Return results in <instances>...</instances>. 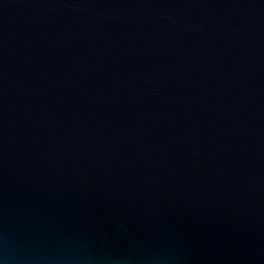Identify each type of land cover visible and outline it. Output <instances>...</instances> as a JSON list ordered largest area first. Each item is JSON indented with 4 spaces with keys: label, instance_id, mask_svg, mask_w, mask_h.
<instances>
[{
    "label": "water",
    "instance_id": "water-1",
    "mask_svg": "<svg viewBox=\"0 0 264 264\" xmlns=\"http://www.w3.org/2000/svg\"><path fill=\"white\" fill-rule=\"evenodd\" d=\"M0 264H264V0H0Z\"/></svg>",
    "mask_w": 264,
    "mask_h": 264
}]
</instances>
